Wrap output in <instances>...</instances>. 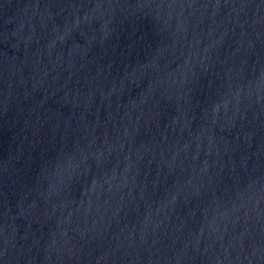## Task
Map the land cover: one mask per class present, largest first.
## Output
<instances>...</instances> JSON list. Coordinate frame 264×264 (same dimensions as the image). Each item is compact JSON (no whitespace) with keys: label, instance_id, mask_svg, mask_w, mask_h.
Instances as JSON below:
<instances>
[{"label":"water","instance_id":"obj_1","mask_svg":"<svg viewBox=\"0 0 264 264\" xmlns=\"http://www.w3.org/2000/svg\"><path fill=\"white\" fill-rule=\"evenodd\" d=\"M0 264H264V0H0Z\"/></svg>","mask_w":264,"mask_h":264}]
</instances>
